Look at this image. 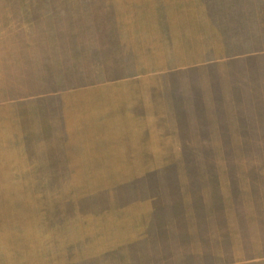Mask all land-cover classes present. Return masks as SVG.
I'll use <instances>...</instances> for the list:
<instances>
[{
  "label": "rangeland",
  "instance_id": "rangeland-1",
  "mask_svg": "<svg viewBox=\"0 0 264 264\" xmlns=\"http://www.w3.org/2000/svg\"><path fill=\"white\" fill-rule=\"evenodd\" d=\"M0 264H264V0H0Z\"/></svg>",
  "mask_w": 264,
  "mask_h": 264
}]
</instances>
